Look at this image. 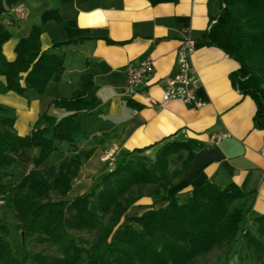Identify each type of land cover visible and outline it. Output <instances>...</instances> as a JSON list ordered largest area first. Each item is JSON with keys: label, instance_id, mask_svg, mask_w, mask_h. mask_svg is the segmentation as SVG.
<instances>
[{"label": "trees", "instance_id": "16d2710c", "mask_svg": "<svg viewBox=\"0 0 264 264\" xmlns=\"http://www.w3.org/2000/svg\"><path fill=\"white\" fill-rule=\"evenodd\" d=\"M159 1L164 0H151ZM22 2L0 0V94L14 91L23 95L29 88L42 93L64 71L63 55L41 49L40 25L32 26L19 39L13 60L5 57L2 45L11 34L1 21L13 22V9ZM52 18L59 17L54 10L45 11L42 24ZM71 24L76 29L72 32L67 25L71 38L63 43L76 41L73 36L81 32L74 21ZM203 38L238 63L229 74L231 83L254 100V127L264 129V0H221L220 11L212 17ZM80 81L70 97L50 102L66 110L65 115L57 118L45 111L38 120L44 124L37 123L25 135L17 133L15 118L0 104V194L10 190L25 248L24 256L17 257L10 227L0 222V264H187L224 242L233 244L244 230L247 215L240 201L244 193L237 184L220 186L205 181L189 189L184 184L169 193L197 151L184 140H161L133 149L118 161L115 158L114 168L89 191L65 199L81 164L93 151L76 147L83 135L82 115L95 104L97 88L89 74ZM61 142L72 146L73 152L57 164L46 165ZM159 143L153 155L146 153ZM23 148H36L37 154L15 181L11 169L15 154ZM173 155L180 164L171 169ZM144 194L152 198L147 209L128 216L126 211ZM180 194H186L185 201L178 200ZM252 219L261 224L259 232L264 234V213ZM243 241L257 243L253 236ZM27 242L44 247L33 251L25 247ZM220 264L233 263L224 260Z\"/></svg>", "mask_w": 264, "mask_h": 264}, {"label": "crops", "instance_id": "0c3cea01", "mask_svg": "<svg viewBox=\"0 0 264 264\" xmlns=\"http://www.w3.org/2000/svg\"><path fill=\"white\" fill-rule=\"evenodd\" d=\"M21 4L23 11H13V22L1 21L11 34L2 45L5 57L13 60L19 39L32 26L40 25L41 49L63 55L64 71L41 94L32 88L26 95L0 94V104L15 117L17 133L28 134L45 111L57 118L65 115L66 110L50 102L70 97L83 75H91L97 85L95 104L83 113V135L76 142L78 149L93 151L81 164L65 199L89 191L108 170L107 149H114L118 161L133 149L176 139L189 142L197 151L169 193L184 184L189 189L205 181L220 186L233 182L244 193L240 201L247 216L264 213V129L254 127L255 102L231 83L229 74L238 63L203 38L212 17L220 11L221 0H23ZM48 10L59 18L42 24V14ZM73 21L81 32L73 36L76 41L63 43L71 38L67 25L72 32L76 29ZM185 37L194 41L190 63L199 81L195 94L202 104L195 107L170 100L163 106L151 105L148 96L160 102L166 78L176 73V50ZM145 58L154 68L144 84L148 96L126 94V66ZM217 133L226 136L211 143L210 137ZM160 144L146 153L153 155ZM59 152L55 164L71 154L73 147L61 142ZM34 154L31 148H23L15 155L28 168ZM147 199L138 204L150 203ZM139 208L135 207V214L143 211Z\"/></svg>", "mask_w": 264, "mask_h": 264}, {"label": "rangeland", "instance_id": "374dc122", "mask_svg": "<svg viewBox=\"0 0 264 264\" xmlns=\"http://www.w3.org/2000/svg\"><path fill=\"white\" fill-rule=\"evenodd\" d=\"M31 90L33 92H37L33 88ZM25 93L24 95H26ZM38 94H41V93H38ZM6 109H7V113L14 117V115L10 112L11 110L8 107H6ZM40 122H43V121H37V123H40ZM109 149L114 150L113 148H109ZM109 149H107L104 154V160H105L107 151ZM31 151L36 154L37 149L31 148ZM59 158H60V152L58 150V151L53 152L45 162H48V164H54L56 161H59ZM179 164L180 162L175 158V155H173L171 157L170 168L172 169V168L178 167ZM26 167H27L26 162H24L23 160H16L14 166L12 167L13 179L15 181H18L23 176V173ZM185 195L186 194H180L178 196V200L181 202L185 201L186 200ZM10 196H11V193L9 189H6L3 193L0 194V200H1L0 202V222L6 223L9 225L11 246L13 248L14 253L17 255V257L22 258L24 256L25 248L23 247L22 236H21V232L17 225L16 217L14 215V209L10 204ZM147 198H149L152 202V198L146 194H144V196L141 197L138 200V202L141 201L142 199L146 200ZM138 202L134 205H131L129 209L126 211V214L128 216L135 214V211H136L135 207H141L139 209H142L144 211L147 209L148 205L151 203L150 202L147 204H138ZM258 224L260 223L255 222L252 219V217H248L246 215L245 223L243 225L244 230L241 231L237 235V238L236 240H234L233 244L224 242L220 246L208 252L207 254L196 257L195 259H193L191 262L187 264H220V262L224 260H229L233 264H261L262 260L264 259V234H260L259 229H261V224L260 225ZM245 231H246V234H245ZM249 236H253L257 240V243L254 241H251L250 243L243 241L244 238L247 239ZM241 243H242L241 248H239L238 250V246H240ZM25 247L27 249L37 251V250L42 249L44 246L37 245L32 242H27L25 244ZM28 264H32V263L28 262Z\"/></svg>", "mask_w": 264, "mask_h": 264}, {"label": "built area", "instance_id": "2783aa9c", "mask_svg": "<svg viewBox=\"0 0 264 264\" xmlns=\"http://www.w3.org/2000/svg\"><path fill=\"white\" fill-rule=\"evenodd\" d=\"M14 12L21 13L23 11L22 4L14 7ZM194 50V41L190 37H185L179 44L176 55L175 65L176 73L169 78H166L164 91L160 102H156L150 98L144 87L147 79L153 74V63L149 58L140 60L137 63L126 66V84L124 92L126 94L140 93L148 96L151 105L163 106L170 100H181L187 105L198 107L202 103L197 99L195 91L198 87V77L191 67L190 56ZM226 134L217 133L210 137V142L214 143ZM264 151V150H263ZM105 162L108 170H112L115 166V151L109 149L107 151ZM1 202V200H0Z\"/></svg>", "mask_w": 264, "mask_h": 264}, {"label": "water", "instance_id": "95a60500", "mask_svg": "<svg viewBox=\"0 0 264 264\" xmlns=\"http://www.w3.org/2000/svg\"><path fill=\"white\" fill-rule=\"evenodd\" d=\"M21 236L23 237V233H21Z\"/></svg>", "mask_w": 264, "mask_h": 264}]
</instances>
